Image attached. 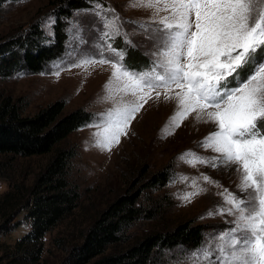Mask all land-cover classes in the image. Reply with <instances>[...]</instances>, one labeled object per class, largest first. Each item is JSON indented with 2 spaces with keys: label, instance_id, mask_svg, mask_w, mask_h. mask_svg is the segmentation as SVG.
<instances>
[{
  "label": "snow or ice",
  "instance_id": "6c2138e0",
  "mask_svg": "<svg viewBox=\"0 0 264 264\" xmlns=\"http://www.w3.org/2000/svg\"><path fill=\"white\" fill-rule=\"evenodd\" d=\"M90 3L93 7L86 11L103 28L95 44L99 58L86 55L80 64H110L111 79L122 93L120 106L90 125L98 129L94 146L110 151L117 145L153 92L157 100L161 94L165 101L175 100L170 126L179 127L191 114L197 122L214 124L216 130L199 146L217 155L205 157L189 150L179 159L191 167L235 165L241 174L238 188L247 196L222 193L228 207L218 206L207 216H233V227L210 238L191 259L193 264H264V0H134L130 6L152 9V23L159 25H137L157 49L144 72L127 68L126 52L113 48L119 36L134 46L119 14L100 0ZM161 12L167 14L160 16ZM47 23L51 27L56 21L49 17ZM74 27L72 39L87 43L79 25ZM203 180L219 186L207 175ZM190 186L194 191L182 197L186 202L205 191L196 178Z\"/></svg>",
  "mask_w": 264,
  "mask_h": 264
},
{
  "label": "rangeland",
  "instance_id": "374dc122",
  "mask_svg": "<svg viewBox=\"0 0 264 264\" xmlns=\"http://www.w3.org/2000/svg\"><path fill=\"white\" fill-rule=\"evenodd\" d=\"M66 1L6 0L0 3L1 43L16 39L22 34L27 35L35 25L38 26V31L50 38L54 24L48 26L49 17L55 19V11L62 4V11L67 15L63 20L66 40L61 56L49 62L41 72L31 74L18 71L0 79V102L8 97L15 104L24 106L23 115L26 116L55 101L63 103V113L82 109L91 114V121L73 132L67 140L76 148V156L70 165V179L78 188L79 206L44 237V249L48 248L49 239L58 233L60 236L70 232H73L70 235H75L77 232L75 228L78 226L81 229V224L90 220V217L121 194L127 183L137 177V171L144 169L147 176L166 166L171 169L169 182L150 196L158 202L166 198L167 212L157 221H140L133 224L128 232L130 238L139 237L162 223L174 224L191 220L194 225L204 227L203 241L198 248L206 245L210 238L233 227L232 222L235 219L233 216L226 214L207 216L209 210L214 211L218 206L228 207L224 204L222 193L227 190L237 196H247V193L240 192L238 188L241 174L235 165L212 168L197 164L196 167H191L179 159L182 153L189 150L200 156H216L217 154L211 150L205 151L199 146L206 136L216 130L215 125L197 122L195 114H191L179 127L170 126L177 104L175 100L165 101L163 94L157 100L156 93L153 92V98L135 114L127 134L120 137L117 145L112 146L110 151L94 146V134L98 129L90 125L101 122L106 112L120 106L122 93L120 85L111 79L113 69L110 64H90L87 67L80 64L86 55H96L99 58L95 44L99 39L98 30L102 31L103 28L99 19L86 11L92 9V3L90 0H78L87 7L82 6L74 10L68 8ZM133 2L134 0H100L105 7L111 6L119 14L120 20L124 22L123 31L128 34L134 45H126L124 38L119 36L114 40L113 48L126 52L128 58L125 56L124 64L127 68L134 72H144L150 68L154 59L152 53L157 49L153 41L147 38V34L138 30L137 25L145 23H151L153 27L159 25L152 23L151 18L154 14L152 9L131 7ZM166 14L161 12L159 15ZM74 25H79L81 35L87 43L81 45L72 39L77 31ZM105 55L114 59L110 53ZM106 85H110L107 91ZM232 86L234 85H229ZM166 132L171 134L165 135ZM47 158L48 156L17 159L7 165L0 173V193L7 190L8 181L30 182L44 167ZM203 175L218 182L219 186L205 183ZM193 178L197 179V183L205 191L194 196L191 202H186L182 197L194 191L190 186ZM23 231L22 229L14 231L11 238L17 237ZM7 240L10 238L7 237ZM215 243L218 241H214ZM198 248L175 247L165 251L156 264H193L191 255ZM52 254L53 258L59 256L55 251H52ZM44 258L51 263L52 258L47 255H44Z\"/></svg>",
  "mask_w": 264,
  "mask_h": 264
},
{
  "label": "trees",
  "instance_id": "16d2710c",
  "mask_svg": "<svg viewBox=\"0 0 264 264\" xmlns=\"http://www.w3.org/2000/svg\"><path fill=\"white\" fill-rule=\"evenodd\" d=\"M65 4L74 10L87 7L78 0ZM60 6L55 11L52 37L35 25L27 35L0 42V79L18 71L41 72L61 56L67 15L63 4ZM23 107L8 97L0 102V173L17 159L48 158L30 182L8 181L7 190L0 193V264H156L165 251L201 245L204 227L191 220L162 223L139 237L128 234L136 222L157 221L167 212L166 198L158 202L150 196L169 182L171 169L166 166L147 176L144 169L137 171L121 194L83 221L81 229L75 228V235L58 233L44 249V237L79 206L78 188L70 179L76 148L67 140L91 121V114L82 109L63 113L61 101L30 116L23 115ZM18 229L24 231L11 238ZM52 251L59 256L53 258ZM44 255L52 258L51 263Z\"/></svg>",
  "mask_w": 264,
  "mask_h": 264
}]
</instances>
